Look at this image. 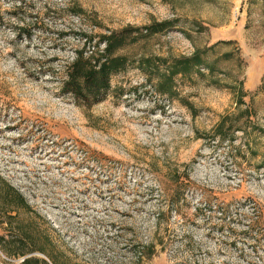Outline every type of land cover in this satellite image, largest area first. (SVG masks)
<instances>
[{
    "label": "rangeland",
    "instance_id": "1",
    "mask_svg": "<svg viewBox=\"0 0 264 264\" xmlns=\"http://www.w3.org/2000/svg\"><path fill=\"white\" fill-rule=\"evenodd\" d=\"M127 29L102 102L63 92ZM263 229L264 0H0V264H264Z\"/></svg>",
    "mask_w": 264,
    "mask_h": 264
},
{
    "label": "trees",
    "instance_id": "2",
    "mask_svg": "<svg viewBox=\"0 0 264 264\" xmlns=\"http://www.w3.org/2000/svg\"><path fill=\"white\" fill-rule=\"evenodd\" d=\"M173 24L174 22L155 23L147 27L145 31L147 35H154L171 28ZM134 32L133 29H127L120 33L102 35L88 57L85 56V51L78 52L76 60L67 68L66 80L62 83L63 92L88 106L102 102L111 89L112 78L126 71L131 64L127 57L119 56L117 52L124 47L127 37L132 38ZM87 39L92 41L93 37H87ZM101 44H105L103 50L100 49ZM145 62L149 65L152 63L150 59ZM204 63L199 51L192 57L179 59L169 68L165 81L173 84L176 76L187 75L198 70ZM172 90L171 86L161 92L171 93Z\"/></svg>",
    "mask_w": 264,
    "mask_h": 264
}]
</instances>
